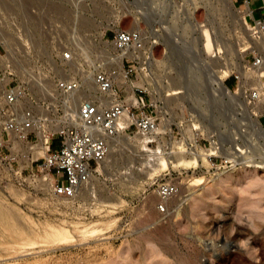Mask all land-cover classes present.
<instances>
[{
  "label": "rangeland",
  "instance_id": "1",
  "mask_svg": "<svg viewBox=\"0 0 264 264\" xmlns=\"http://www.w3.org/2000/svg\"><path fill=\"white\" fill-rule=\"evenodd\" d=\"M248 12L239 0H0V69L3 46H20L10 41L11 29L17 32L11 20L36 38L31 47L42 60L59 50L54 38L63 36L80 55L72 74L94 71L91 61L112 69L103 41L110 43L119 28L142 30L145 48L131 64L137 73L116 79L124 96L126 86L146 88V102L155 106L147 110L164 130L150 148L166 160L141 164V134L132 127L110 142L104 169L77 197L66 198L29 178L43 160L30 147L40 142L39 128L29 141L14 138V145L12 138L9 148L0 147V264H264V145L250 122L264 103L247 100L260 89L253 61L264 57V31L253 29ZM223 67L245 74L237 102L211 80L214 71L225 86L239 77L236 70L225 76ZM186 75L193 89L181 93L170 85L175 78L185 86ZM238 80L229 81L230 91L240 88ZM7 81L0 78L2 105ZM29 107L24 101L22 108ZM34 111L41 116L44 109ZM213 136L222 140L219 155L237 153V167L211 168ZM165 182L178 184L179 192L162 214L157 188Z\"/></svg>",
  "mask_w": 264,
  "mask_h": 264
},
{
  "label": "built area",
  "instance_id": "2",
  "mask_svg": "<svg viewBox=\"0 0 264 264\" xmlns=\"http://www.w3.org/2000/svg\"><path fill=\"white\" fill-rule=\"evenodd\" d=\"M244 3L249 6L250 0H244ZM11 21L10 24L16 27L17 32L11 29L10 41L20 46H3L6 64L0 69V78L9 81L5 83L4 104H0V137L4 140L0 147L9 148L12 134L26 142L36 132V127L39 130L45 129L49 140L43 160L37 164L38 170L32 169L29 174V178L40 187L51 190L56 196L77 197L83 186L96 174L100 164L107 159L113 137L132 127L143 137L149 138L146 142L148 145L160 137V134H156L159 128L158 117L153 110H147L148 107L155 106L146 102V88L132 86L128 89L126 86L124 90L127 95L124 96L122 86L114 77L121 71L125 80H129L137 73L136 67L131 64L141 59L145 48L146 38L142 30L119 28L110 43L103 41L106 46L105 63L111 64L112 69L91 66L95 69L92 71L95 88L92 89L83 83L79 74L70 72L80 55L72 47L64 45L63 36L53 37L60 44L59 50L49 53L48 61L42 60L40 54L33 52L31 47L36 38L18 28L14 20ZM251 25L253 29L264 31V17L253 18ZM50 37L47 40L53 39ZM76 39L79 38H74L73 41ZM117 55H123L121 66L114 62V56ZM23 61L28 65H24ZM262 63L261 56L254 57L253 66H260ZM58 69H63L68 77L63 78ZM235 77L240 80V76ZM261 80L264 88V75ZM35 90L38 93L34 94ZM79 92L87 95L86 98L76 99ZM248 95L252 105L260 101L261 95L263 97L257 89L251 90ZM26 100L30 107L22 108ZM34 107L44 109L41 116H36ZM74 109L77 110L75 116L71 113ZM256 117L264 131V110ZM122 121L125 122L123 126ZM212 138L217 147L215 151L218 152L222 145L216 136ZM53 143L56 144L55 147ZM192 147L194 144H191L190 148ZM236 154H231L232 157L221 156L219 153L209 154L207 162L212 169L234 168L240 163ZM0 158V162L4 160L1 153ZM157 189V209L164 214L167 211V201L178 194L179 185L165 182L159 184Z\"/></svg>",
  "mask_w": 264,
  "mask_h": 264
},
{
  "label": "bare ground",
  "instance_id": "3",
  "mask_svg": "<svg viewBox=\"0 0 264 264\" xmlns=\"http://www.w3.org/2000/svg\"><path fill=\"white\" fill-rule=\"evenodd\" d=\"M3 4V3H2ZM249 14H250V12H248ZM32 31V30H31ZM33 35V34H32ZM4 36V35H3ZM37 39H39V41H40V39L41 38H37ZM260 43L262 44V46L264 47V34L260 37ZM188 52V51H187ZM0 54H1V51H0ZM2 55V54H1ZM189 55H191V54H189ZM192 56V55H191ZM186 57H187V55H186ZM188 58H190L189 56H188ZM122 60H123V55H117V56H114V62L115 63H117L118 65H122ZM191 60V59H190ZM187 62V61H186ZM90 63V65H94V63H93V61H91V62H89ZM191 63V62H190ZM92 65V66H93ZM186 65V64H185ZM192 65V64H191ZM95 66V65H94ZM190 66V65H189ZM202 66V65H201ZM210 66V65H209ZM186 68H187V66H185ZM204 67V66H203ZM208 67V66H207ZM92 68V67H91ZM225 67H223V69L221 70L222 72H224V70H225V76L226 75H229V74H231L234 70H236L237 72H238V74H239V76H240V78H241V84H240V91H238V93L237 92H233V91H230L225 85H224V77L223 76H220V74H219V72L218 71H214V72H210V77L212 78L211 80L213 81V84L214 85H216L217 87H220L223 91H225L226 93H227V95H229L230 97H232L231 99L233 100V98H235L234 99V101L236 100V102H237V99H238V101H239V95H241V96H243V93H244V91L241 93V91L243 90V88H241L242 86H244V84H245V79H244V76H245V74H244V72L240 69V67H235V68H225ZM188 69V68H187ZM210 69V68H209ZM61 70V69H60ZM149 70V69H148ZM58 71H59V69H58ZM207 71V70H206ZM205 71V72H206ZM213 71V70H212ZM82 72H84V73H82ZM183 72H184V70H183ZM186 72V71H185ZM80 75H81V78H82V80H83V83L84 84H87L88 86H91L92 87V89L93 88H95V86H93V74H92V71H87V70H79V72H78ZM86 73V74H85ZM151 74V73H150ZM149 74V75H150ZM264 75V57H263V63L260 65V66H257V67H255L254 68V80H257L258 81V86L260 87V89L258 90L259 91V93L260 94H262V92H264V88H263V83H262V81H261V77ZM190 77V75H186L185 76V82L184 83H182L183 85H185V86H180V84H178V81H177V79H170V85H172V87L173 88H177V89H179L180 91H181V93H184L183 92V90L184 89H193V86H190V84H191V80L189 79V77ZM208 76V75H207ZM115 79L116 78H118V77H122V79L123 80H125L124 79V77H123V74H122V72L120 71L119 73H117L115 76ZM66 78V77H65ZM206 78H208L207 80H209V77H206ZM190 80V81H189ZM210 80V81H211ZM152 81V80H151ZM188 81L190 82V83H188ZM211 81V82H212ZM210 83V82H209ZM208 84V83H207ZM212 84V85H213ZM187 85V86H186ZM195 85V84H194ZM165 87V86H164ZM210 87V89L212 88V87H215V86H209ZM196 89V88H195ZM221 89H219V90H221ZM212 90V89H211ZM186 91V90H185ZM217 91H218V89H217ZM3 93H4V91H3ZM159 94V93H158ZM239 94V95H238ZM228 96V97H229ZM246 97V96H245ZM260 97H262V95L260 96ZM3 99H4V96H3ZM76 99H83V97H82V95H81V92H79L78 94H77V98ZM247 99V98H246ZM248 100V99H247ZM246 100V102L248 103V101ZM244 102V101H243ZM261 102H264V94H263V97H262V100H261ZM244 104V103H243ZM247 105V107H248V104H246ZM246 105H244L245 107H246ZM72 113V115L73 116H75L76 115V113H77V110L76 109H74L73 110V112H71ZM165 113V112H164ZM251 114V113H250ZM253 114V113H252ZM164 116V115H163ZM250 116V115H249ZM250 122H251V125H253V131H254V133L256 134V136L255 137H257V139H258V141H260V143L261 144H263L264 145V131H263V129H262V127H261V124H260V122H259V119L254 115L253 117L252 116H250ZM124 123L125 122H121V125L123 126L124 125ZM171 123V122H170ZM170 123L166 126V128L165 129H167V131H170L171 130V127H170ZM250 125V126H251ZM252 128V127H251ZM213 130V129H212ZM216 130V129H215ZM218 131V130H217ZM162 132H164V130L162 131L160 128H158L157 129V131H156V134H160V133H162ZM219 132V131H218ZM38 135H39V137H40V142L37 144V145H32V146H30V144H29V146L32 148V149H34L35 150V152H37V154H42L43 153V155L45 154V150H46V148H47V146H46V143H48V140H49V137H48V135H47V133H46V130L45 129H41V130H39V132L37 133ZM120 134V133H119ZM154 136H155V134H153ZM117 136V135H116ZM115 136V137H116ZM127 135L124 133V137H126ZM15 138L17 141H18V139H17V137L14 135V134H12V137L10 138V140H9V144L10 145H12V143H10V141L11 140H13V139ZM14 139V140H15ZM114 139V137L111 139V141ZM148 137H143L142 138V135L139 137V140L141 141V146H142V149H141V152H143V153H140V155H141V157L139 158V160H140V163L141 164H148L150 161H155V160H157V161H159V163H164L166 160H165V158L162 156V155H159V154H161L162 153V151H161V149H159V150H157V151H154V150H152L151 148H150V145H148L146 142L148 141ZM16 140L14 141V145L16 144ZM124 140H125V142H126V139L124 138ZM110 141V142H111ZM115 141V140H114ZM257 141V140H256ZM4 142V140L0 137V143H3ZM121 142H122V140H121ZM219 142H220V145H222V140H219ZM126 144H127V142H126ZM259 144V143H258ZM112 148H114V144L112 143V145H110V149H112ZM216 145L214 144V142L212 143V148H211V151H212V154H214V153H219V152H221L222 151V146H220L219 148V150H217L218 152H216L215 150H216ZM29 152H32V151H29ZM28 152V153H29ZM27 153V152H26ZM25 155V154H24ZM143 155V156H142ZM108 156H109V154H108ZM23 158L25 159V160H27V159H29L28 158V154H26L25 156H23ZM107 160V159H106ZM105 162L106 161H104L103 163H101L100 164V166H99V169L102 171V169H104V164H105ZM98 168H97V171L99 170ZM263 190H264V188H263Z\"/></svg>",
  "mask_w": 264,
  "mask_h": 264
},
{
  "label": "crops",
  "instance_id": "4",
  "mask_svg": "<svg viewBox=\"0 0 264 264\" xmlns=\"http://www.w3.org/2000/svg\"><path fill=\"white\" fill-rule=\"evenodd\" d=\"M240 6H246V8H249L250 15L249 17L251 20L253 18L259 19L264 17V0H250L249 6L244 3V0H239ZM230 81L236 82L234 78L230 79Z\"/></svg>",
  "mask_w": 264,
  "mask_h": 264
},
{
  "label": "trees",
  "instance_id": "5",
  "mask_svg": "<svg viewBox=\"0 0 264 264\" xmlns=\"http://www.w3.org/2000/svg\"><path fill=\"white\" fill-rule=\"evenodd\" d=\"M232 78H233V77H232ZM232 78H229V79L227 80V85H228V86H229V84H228V83H229L230 79H232ZM229 87H230V88H232L233 86H232V87H231V86H229ZM53 145H54V147L56 146V144H55V143H53Z\"/></svg>",
  "mask_w": 264,
  "mask_h": 264
}]
</instances>
